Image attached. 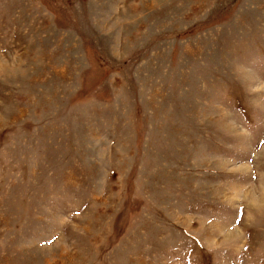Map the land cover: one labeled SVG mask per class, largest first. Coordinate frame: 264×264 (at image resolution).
Listing matches in <instances>:
<instances>
[{
  "label": "rangeland",
  "instance_id": "374dc122",
  "mask_svg": "<svg viewBox=\"0 0 264 264\" xmlns=\"http://www.w3.org/2000/svg\"><path fill=\"white\" fill-rule=\"evenodd\" d=\"M0 264H264V0H0Z\"/></svg>",
  "mask_w": 264,
  "mask_h": 264
}]
</instances>
